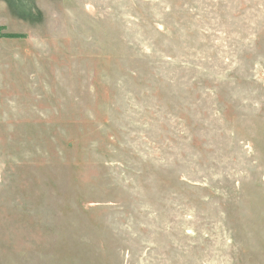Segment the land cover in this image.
<instances>
[{"label": "rangeland", "instance_id": "rangeland-1", "mask_svg": "<svg viewBox=\"0 0 264 264\" xmlns=\"http://www.w3.org/2000/svg\"><path fill=\"white\" fill-rule=\"evenodd\" d=\"M0 264H264V0H0Z\"/></svg>", "mask_w": 264, "mask_h": 264}]
</instances>
